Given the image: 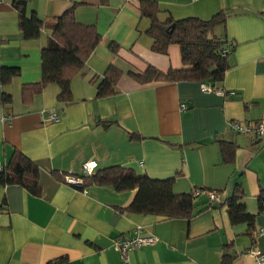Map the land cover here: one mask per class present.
<instances>
[{"label": "crops", "instance_id": "crops-1", "mask_svg": "<svg viewBox=\"0 0 264 264\" xmlns=\"http://www.w3.org/2000/svg\"><path fill=\"white\" fill-rule=\"evenodd\" d=\"M14 1L0 0V69L21 71L0 86V98L12 97L11 111L0 106V164L14 148L22 151L39 166L42 195L0 185V264H123L115 241L136 228L156 242L130 252V264H264L250 253L264 254L258 200L264 137L239 135L231 127L236 120L264 119V0H152L161 21L226 14V29L217 33L235 49H227L230 68L216 87L235 92L233 97L203 92L198 82L142 84L131 76L149 66L165 73L185 68L178 45L167 54L153 51L151 21L139 11L142 0H22L28 18L44 21L36 39H25ZM72 6L78 22L94 26L101 42L70 82L71 101H59L61 88L53 83L25 105L23 85L42 79L41 53L53 32L52 18ZM112 65L123 72L116 91L99 97ZM54 112L59 121L52 120ZM222 142L235 146L231 163L223 162ZM87 161H96L97 170L125 166L152 179L179 173L176 194L203 189L217 192L220 201L206 193L194 197L191 220L130 213L125 209L136 190L93 185L82 191L65 182L69 174L83 176ZM237 186L244 191L238 203L255 218L253 229L231 221L228 201Z\"/></svg>", "mask_w": 264, "mask_h": 264}, {"label": "trees", "instance_id": "trees-1", "mask_svg": "<svg viewBox=\"0 0 264 264\" xmlns=\"http://www.w3.org/2000/svg\"><path fill=\"white\" fill-rule=\"evenodd\" d=\"M106 3L107 0H102ZM19 14V26L25 39H36L40 36L44 21H33L26 15L27 4L22 0L13 3ZM139 11L142 18L151 21L147 34L153 38V51L167 54L170 46L178 45L184 69L170 70L165 73L153 66H149L144 73H130L140 83L153 81H189L210 82L215 87L225 79L230 68L228 48L234 51L235 46L225 37L219 36L217 31L226 29L227 16L222 11L210 20L195 17L175 20L168 17L165 21L159 19L160 8L152 0H142ZM53 32L49 36L46 46L41 53L42 79L38 83L24 84L22 87V101L30 105L34 98L41 94L50 84L56 83L61 92L58 100L71 101L70 82L84 68L87 59L101 42V35L94 26L78 22L75 6L66 10L60 17L52 18ZM110 49L117 53L119 47L111 42ZM227 51L225 56L222 55ZM231 51V50H230ZM122 70L114 65L110 66L98 88V96L114 94L116 83ZM19 68L2 67L0 69V86H8L16 77H20ZM0 106L7 112L12 109V97L3 95ZM135 138L141 139L137 135ZM224 163H231L235 156V146L228 142L220 144ZM56 179H63L53 173ZM179 173L168 179H152L147 175L136 173L132 168L113 166L97 170L94 175L81 176L84 189L90 186H112L116 191L136 190L133 202L125 209L130 213L156 215L169 219L191 220L194 214L193 193L176 194L174 185ZM1 186H19L30 195L40 197L42 185L40 183V169L37 163L27 157L22 151L14 148L7 163L0 168ZM84 189H80L84 191ZM244 197L241 187H236L233 196L228 201L229 215L232 223L248 222L253 229L254 216L245 212L238 202ZM260 212H264V190L259 197ZM64 260L52 261L50 264H60Z\"/></svg>", "mask_w": 264, "mask_h": 264}, {"label": "built area", "instance_id": "built-area-1", "mask_svg": "<svg viewBox=\"0 0 264 264\" xmlns=\"http://www.w3.org/2000/svg\"><path fill=\"white\" fill-rule=\"evenodd\" d=\"M227 54V51L222 53L223 56ZM201 90L206 93H213L220 97H233L235 92L226 91L223 88L215 87L210 82L201 83ZM182 110H187V107L184 105ZM53 121H59L60 115L56 112L51 114ZM232 129L239 135L244 136H256L258 138L264 137V119L259 120L255 124H248L242 121H233L231 123ZM98 164L96 161H87L82 165L83 176L94 175L97 171ZM1 168V164H0ZM65 182L68 185H71L77 189H84L83 187V178L76 177L72 174H69L65 177ZM86 190V189H84ZM208 194L211 201H220L218 193L215 191L207 192L203 189H197L193 192V196L197 197L201 194ZM115 246L118 252L121 255L123 264H130V252L134 250L141 249L146 246H151L156 242V238L153 235L146 234L142 228H136L127 236L118 238L115 241ZM253 256L256 257L258 263L264 261V254L258 250H251L250 252Z\"/></svg>", "mask_w": 264, "mask_h": 264}]
</instances>
